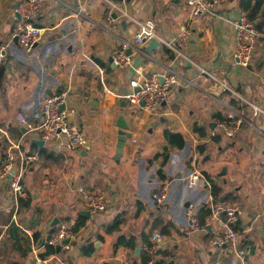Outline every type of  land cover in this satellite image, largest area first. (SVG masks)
Here are the masks:
<instances>
[{
	"label": "crops",
	"instance_id": "crops-1",
	"mask_svg": "<svg viewBox=\"0 0 264 264\" xmlns=\"http://www.w3.org/2000/svg\"><path fill=\"white\" fill-rule=\"evenodd\" d=\"M17 2L0 0V44L9 41ZM242 14L239 0L202 18L191 17L185 0H42L33 23L43 30L34 49L25 52L10 42L0 66V163L13 144L39 155L24 175L27 194L14 218L9 184L0 181V264H140L147 246L143 238L151 242L152 234L160 236L156 254L165 264H264V115L254 116L230 90L200 74L206 69L264 110V34L249 66L233 56L234 23ZM131 17L154 22L158 45L146 51L147 41L126 49L132 60L143 57L127 77L129 66L118 67L112 56L124 40L132 42ZM182 35V55H177L165 42ZM167 68L178 74V84L155 113L130 108L124 98L130 78L138 74L161 81ZM62 90L73 110L71 123L88 140L85 149H68L64 138L38 145L37 132L16 121L19 112L38 110L47 96ZM231 110L243 111L251 123H243L234 137L218 126ZM120 114L129 129L118 155ZM165 131L181 135L184 145L170 144ZM194 168L217 186L218 200L238 205V245L249 248L243 259L233 248L212 243L216 227L202 210L214 197L211 187L187 186L185 178ZM164 180L170 182L168 196L157 204L151 194ZM78 186L103 190L106 209L88 218L76 214L86 210ZM189 206L203 226L200 232L190 230ZM156 218L166 221L165 233ZM116 220V229L108 231ZM61 226L76 229L75 244L41 257L42 243ZM119 237L133 238L134 246L116 245ZM87 245L93 250L84 253Z\"/></svg>",
	"mask_w": 264,
	"mask_h": 264
},
{
	"label": "built area",
	"instance_id": "built-area-1",
	"mask_svg": "<svg viewBox=\"0 0 264 264\" xmlns=\"http://www.w3.org/2000/svg\"><path fill=\"white\" fill-rule=\"evenodd\" d=\"M125 1V0H122ZM230 0H185L186 8L192 18H202L211 16L219 5ZM42 0H18L12 10V19L14 21L9 41H15L25 52H31L35 44L41 37L42 28L33 23V20L41 7ZM110 11L107 12V18L110 17ZM126 14V13H124ZM129 17V16H128ZM130 21L134 22L136 31L132 36V42L124 40L121 49L114 52L112 61L120 68H126L131 65L132 56L127 53L132 43L142 45L156 37L155 24L151 20L137 21L132 17ZM234 59L236 62L247 67L250 65L257 41L261 33L255 24L248 20L246 14L234 23ZM175 41V43H174ZM174 41H166L165 44L171 48L177 55H182L180 48L184 44V35ZM0 44V66L5 59L7 44ZM135 73V72H134ZM200 74L212 78L215 84L222 89H228L238 97L239 101L246 103L254 116L264 115V110L259 104L249 102L242 98L236 91L231 90L225 84L222 78L214 76L206 69L200 68ZM178 74L171 68L166 69L161 81L155 76L147 78L143 75H134L129 80L131 91L125 95V100L130 108L143 109L149 114H154L157 106L167 100L171 95L173 86L178 84ZM264 89V81L262 83ZM68 98L67 90L47 96L40 104L38 110L29 114L19 112L16 115V121L19 125L26 127L28 131L37 132V137L43 142H51L60 138L65 139V146L70 150H80L88 147V140L82 130L71 123L73 110L66 106ZM241 104V103H240ZM64 105V108L60 107ZM31 120H36L33 125ZM243 123L251 124L243 111L231 110L227 117L218 122V126L228 137H234L238 134ZM15 149V150H14ZM39 155L36 152H25L19 149V146L13 144L5 152V156L0 163V181L7 180L9 184V193L12 198L13 218L20 206V198L25 197L26 186L24 184V175L31 163L36 162ZM14 172L11 173V169ZM189 188L211 187L210 179L199 169H192L185 178ZM170 182L164 180L152 192L151 199L157 204L166 201L169 192ZM77 191L83 203V207L90 212H101L106 209L107 197L103 190L90 191L83 186H78ZM209 219L215 225L216 230L212 236V243L217 246L230 247L236 252V255L243 259L248 253V247L239 248V233L235 228V223L239 214V207L235 203L222 200H213L209 203ZM185 217L189 223L191 232H200L203 226L197 219V214L192 207H187ZM75 233L65 226L57 228L50 234L46 243L53 247H62V240L69 238L72 240ZM159 234L151 235V242L146 246L149 253L148 264L157 259V250L159 249Z\"/></svg>",
	"mask_w": 264,
	"mask_h": 264
},
{
	"label": "trees",
	"instance_id": "trees-1",
	"mask_svg": "<svg viewBox=\"0 0 264 264\" xmlns=\"http://www.w3.org/2000/svg\"><path fill=\"white\" fill-rule=\"evenodd\" d=\"M239 5L242 11L244 12V14H246L248 20L252 21L255 24L258 31L261 33V35H263L264 34V0H239ZM260 38L261 36L259 37V39ZM223 119L224 118H221V120ZM164 135H165L166 140L170 144H175L177 147H182L184 145V139L178 133H171V132L165 131ZM160 177L164 178L163 175H160ZM211 193L214 197V200H217V198H219V190L217 186L213 183L211 184ZM202 211L205 212V214H208L209 208H204ZM164 222L166 221H164L163 219H160V218L155 219L156 226L161 225L162 233L163 232L165 233L166 231L165 229H167L168 227L167 223H164ZM82 223L83 222H80L78 226L82 225ZM118 223L119 221L116 220L112 225L107 227V230L111 231L113 229H116ZM75 230L76 229L74 228L72 231L74 232ZM34 239L35 241L40 243V239H38L37 233L34 234ZM143 239L145 240L146 245L150 244V242L145 239V236ZM42 245L44 247V252L40 254L41 257H44L45 255L52 254V253L59 251L58 247H53L47 244L46 241L42 243ZM116 245H123V246L132 248L134 246L133 238L127 239L125 237H119V239L116 241ZM83 249H84V253H88L93 250V247L92 245H87V246H84ZM139 257H140V264H148L149 253L147 250L141 252ZM151 264H165V263L161 259H156Z\"/></svg>",
	"mask_w": 264,
	"mask_h": 264
},
{
	"label": "water",
	"instance_id": "water-1",
	"mask_svg": "<svg viewBox=\"0 0 264 264\" xmlns=\"http://www.w3.org/2000/svg\"><path fill=\"white\" fill-rule=\"evenodd\" d=\"M156 45H158V41L155 38H152L150 40V43L148 44L147 48H145V50L146 51H150V49H152ZM127 53L129 54L130 51H127ZM142 60H143V57L141 55L135 57L132 60V63H131V65L129 66V68L127 70V77H130L132 74H134L136 67H138V65L142 62ZM121 105L123 107L125 106V101L124 100L122 101ZM60 108L63 109L64 105H62ZM115 124L118 127V131H117L118 138H117V146H116V148H117V154L119 155L121 153V150H122V147H123V143H124V139H125L127 130L129 129V123L126 121V118L122 114H120L118 116V118L116 119ZM34 142L36 144H38V145H42L43 144L42 140H34ZM10 172L13 173L14 172V168H12ZM76 214L88 218L89 215H90V211L89 210H79ZM55 221H57V220L56 219L53 220V223H55ZM70 242L72 244H75V242L70 240L69 238H66V239L62 240V244L63 245L69 244ZM139 251H140L139 247L135 248V253L136 254H138Z\"/></svg>",
	"mask_w": 264,
	"mask_h": 264
}]
</instances>
